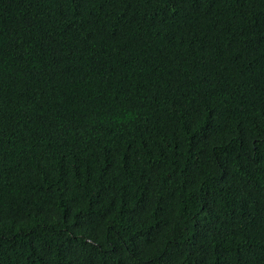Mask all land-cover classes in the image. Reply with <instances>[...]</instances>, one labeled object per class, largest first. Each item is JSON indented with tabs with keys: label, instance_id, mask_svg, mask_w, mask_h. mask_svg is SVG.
I'll return each mask as SVG.
<instances>
[{
	"label": "trees",
	"instance_id": "trees-1",
	"mask_svg": "<svg viewBox=\"0 0 264 264\" xmlns=\"http://www.w3.org/2000/svg\"><path fill=\"white\" fill-rule=\"evenodd\" d=\"M0 264H264V0H0Z\"/></svg>",
	"mask_w": 264,
	"mask_h": 264
}]
</instances>
